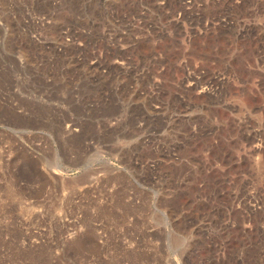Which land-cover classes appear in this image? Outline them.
<instances>
[{
    "label": "rangeland",
    "instance_id": "rangeland-1",
    "mask_svg": "<svg viewBox=\"0 0 264 264\" xmlns=\"http://www.w3.org/2000/svg\"><path fill=\"white\" fill-rule=\"evenodd\" d=\"M126 1L0 0V264H264V0H138L153 122Z\"/></svg>",
    "mask_w": 264,
    "mask_h": 264
},
{
    "label": "built area",
    "instance_id": "built-area-1",
    "mask_svg": "<svg viewBox=\"0 0 264 264\" xmlns=\"http://www.w3.org/2000/svg\"><path fill=\"white\" fill-rule=\"evenodd\" d=\"M137 3V7L134 10L132 3L126 1V7L117 15L115 14L114 8L110 10L111 15L110 18L107 20L106 24L104 25V31L108 36L109 42H114L116 40L119 41V50H124L128 53L129 50H132L133 55L127 56L120 59H115L113 64L118 66L120 70L119 78L122 81V84L127 87L130 94L133 92L135 97H139V101L137 103H142L141 99L143 98H153V96H157L158 86L155 82L150 81V71H145V68H141V62L147 60V56L142 54L141 50L142 45L145 41L151 43L152 45H156L158 41H163L164 39H168L169 35L171 36V31L166 30L165 25H158V16L159 14H153L152 10L146 6H143L142 1H135ZM135 3V4H136ZM164 3V2H163ZM114 5V3L112 4ZM141 6V7H139ZM181 15V13H179ZM162 28L163 34H158V29ZM114 31V33L112 32ZM117 31V32H116ZM202 32V31H201ZM116 35L115 38L112 35ZM190 34L185 36L184 38L187 41H191ZM186 41V42H187ZM185 42V43H186ZM81 44V42H79ZM116 48V46H115ZM81 57V55H80ZM82 59V58H80ZM98 60H91V64L96 63ZM151 61L149 62V64ZM112 70V69H111ZM104 73H109L107 69H105ZM109 73L108 75H111ZM156 81V79L154 80ZM153 82V83H152ZM148 87L149 90H143L142 87ZM118 88V87H117ZM119 89V88H118ZM205 89V90H204ZM209 89V88H207ZM203 91H207L206 88H203ZM132 95V94H131ZM135 102V105H137ZM149 110V121L153 122L154 118L157 116V111L159 109V105L155 104L151 100V104L148 106ZM143 125V124H142ZM154 133V132H153ZM257 150L254 147L251 152H255ZM254 163H259V157L253 156ZM253 191V188L251 190ZM240 207V206H239ZM258 206L256 202L250 203V208L248 209V213L250 211L257 212ZM247 227H251L250 224H247ZM264 227V225H263Z\"/></svg>",
    "mask_w": 264,
    "mask_h": 264
}]
</instances>
